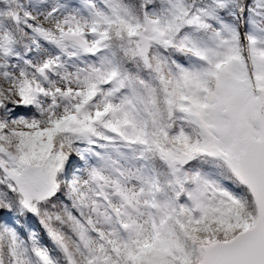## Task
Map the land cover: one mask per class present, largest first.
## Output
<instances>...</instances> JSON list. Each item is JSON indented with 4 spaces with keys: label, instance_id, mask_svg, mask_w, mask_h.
<instances>
[{
    "label": "snow or ice",
    "instance_id": "6c2138e0",
    "mask_svg": "<svg viewBox=\"0 0 264 264\" xmlns=\"http://www.w3.org/2000/svg\"><path fill=\"white\" fill-rule=\"evenodd\" d=\"M0 264H264V0H0Z\"/></svg>",
    "mask_w": 264,
    "mask_h": 264
}]
</instances>
